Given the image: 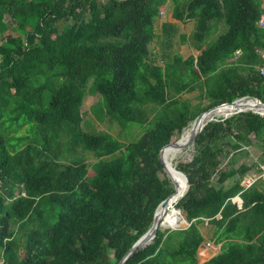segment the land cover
<instances>
[{
    "label": "trees",
    "instance_id": "obj_1",
    "mask_svg": "<svg viewBox=\"0 0 264 264\" xmlns=\"http://www.w3.org/2000/svg\"><path fill=\"white\" fill-rule=\"evenodd\" d=\"M167 2L173 19L194 22L199 53L158 64L150 45ZM263 11L264 0H0V264H117L174 192L159 150L208 108L264 103ZM196 91L195 104L182 96ZM86 95L144 131L122 142L84 130ZM252 145L264 151V114L208 122L176 164L188 188L174 206L188 225L158 226L123 264H264V178L243 185L252 166L237 164ZM204 223L221 245L199 263Z\"/></svg>",
    "mask_w": 264,
    "mask_h": 264
},
{
    "label": "rangeland",
    "instance_id": "obj_2",
    "mask_svg": "<svg viewBox=\"0 0 264 264\" xmlns=\"http://www.w3.org/2000/svg\"><path fill=\"white\" fill-rule=\"evenodd\" d=\"M168 3V2H167ZM171 3V2H170ZM164 15V16H163ZM162 15V17L156 18V25H155V31L158 32L159 36L156 37V39L151 43L150 45V50L152 54H155V56H151L153 59V62H156L158 64L162 63V56H160L162 44H161V30H160V21H165L167 19V11ZM188 20L182 22V27H179L177 30L176 34L172 36V39L170 41V47H172V50H179L182 52L183 55H187L186 53L190 50H193L191 48L190 40L189 37L193 31L194 27V22L193 27L191 24L187 25L186 22ZM192 21V20H191ZM226 29V26L224 24H219L218 30L214 33V35L211 36L210 39H214L217 37L218 34L222 33ZM186 35L188 38L185 43L181 42V35ZM171 36L170 33H167L166 37ZM264 55V52H263ZM197 94L196 92L192 93H186L183 94V98L189 99L193 104L198 102V99L195 97ZM99 100L98 95H86L83 103L80 107V111L82 114V127L84 130L92 132V131H107L120 139L122 142H130L135 140L137 137L141 135V133L144 131L145 125H138L134 124L132 122H128L125 124H120L116 119L110 118L107 114L105 113H99L98 110H92V106H95V103ZM192 122V121H191ZM191 122L188 123V125L184 128L186 129ZM182 130V133L184 131ZM182 133L180 134L179 138L182 136ZM178 138V139H179ZM247 154H242L238 156V159L242 160H248V163L251 164L252 166V172L256 173L257 167L263 170V166H260L261 163H264L263 161V155L259 154L258 148L255 145L247 147ZM193 145H190L184 149L183 152H181L179 155L174 157L171 162L173 165L176 166L177 163L180 161H189L192 158L193 155ZM251 155H250V154ZM86 159L88 164H91L95 161V157L92 155V153H85ZM224 162V161H223ZM88 174H92V169H88ZM165 172V170H164ZM166 173V172H165ZM167 174V173H166ZM168 176V174H167ZM179 177V176H178ZM247 177V176H245ZM244 180V178H243ZM180 227H185L187 226V222H182L180 223ZM162 229H165L166 227L160 226ZM200 230L202 233L206 236V240H209L212 243L213 249L217 251L219 249V244L214 243L212 239L209 238V234H211V226L207 223H204L200 225Z\"/></svg>",
    "mask_w": 264,
    "mask_h": 264
},
{
    "label": "water",
    "instance_id": "obj_3",
    "mask_svg": "<svg viewBox=\"0 0 264 264\" xmlns=\"http://www.w3.org/2000/svg\"><path fill=\"white\" fill-rule=\"evenodd\" d=\"M248 101V100H253L255 101V105L254 107H244V108H234V105L236 103H238V101ZM247 103V102H246ZM221 106H228L230 108H232V110L230 111V113L228 115H225V116H219V108ZM254 112V113H258V114H264V103L259 100L257 97H254V96H243V97H240V98H237V99H234L233 101L231 102H224V103H221V104H218L216 106H213L211 108H208L202 112H200L196 117L195 119L193 120L195 123H201L202 124L200 126H194V128L192 129L189 137L184 140V141H181V139L179 138L178 140H176L175 142H171V143H168L166 144L165 146H163L160 150H159V160L162 164V167H163V170H165V172L168 174L172 184H173V187H174V192H172L169 196H167L164 200H162L159 205L157 206V208L155 209L154 211V214H153V221H152V224L151 226L148 228V230L142 234L135 242L134 244L128 249V251L125 253V255L123 256V258L117 263V264H123L128 258L129 256L137 249L139 248H142L144 246H146L147 244H149L153 238L155 237L156 235V231H157V228L158 226H160V219L162 217V214L164 213V209H165V206L171 202V201H177L180 197H182L185 192L187 191V188H188V183H187V177L186 175L179 171L175 165H173V169L176 171V172H179L181 173L183 179H184V187H181V185L179 184L178 181L174 180L169 171H168V167H167V163H166V160L165 158H163V151L167 148H170V149H181V148H186L190 145H193V142L197 136V134L203 129V127L210 121H213V120H218L219 118H226V117H229L233 114H236V113H239V112ZM239 199V197H238ZM240 205H241V202H240ZM175 211H177L178 213H181L180 209H175ZM182 216V215H181ZM185 222H187L185 219H183ZM166 228H169V229H176V228H180L178 226H171V227H166Z\"/></svg>",
    "mask_w": 264,
    "mask_h": 264
},
{
    "label": "crops",
    "instance_id": "obj_4",
    "mask_svg": "<svg viewBox=\"0 0 264 264\" xmlns=\"http://www.w3.org/2000/svg\"><path fill=\"white\" fill-rule=\"evenodd\" d=\"M160 10L162 11V15L165 13V11H167V19L163 22V21H160V30H161V34H160V37H161V44H162V48H161V52H160V56H162L165 60H170V58L172 57V55L175 53V52H179L183 57H187L188 55H193L194 57L197 56V54L199 53L198 50L194 49L192 46L191 48L193 50H190L188 51L186 54L187 55H183L181 51L175 49V50H172V47H170V41L172 39V36L174 34H176L177 30L179 29V27H182V22H179L175 19H173L171 17L172 15V4L170 2L166 3L164 6L160 7ZM162 15L159 14V17H162ZM164 16V15H163ZM193 21L191 20H188L186 22L187 25L191 24L192 27H193ZM155 25H156V21H155ZM154 29H155V26H154ZM156 32V31H155ZM167 33H170L171 36L169 37H166ZM156 37L159 36L158 32H156ZM156 37L154 38V40L156 39ZM153 40V41H154ZM153 57L155 56V54L152 55ZM249 151V150H247ZM245 154H247V152H244ZM250 154V153H249ZM259 154H262L264 155V151L261 153V151H259ZM242 155V154H241ZM251 155V154H250ZM240 156V155H239ZM264 161V159H263ZM246 163V165L248 166H251L250 163H248V160H242V159H238L237 161V164H240V163ZM260 166H263V170L261 171V173H254L252 172L251 170L245 175L247 177H244V182H245V185H249L248 182L251 181L250 184H252L253 182H255L257 180L258 177H261V178H264V163H261ZM243 182V181H242ZM247 182V183H246ZM239 196H236L233 200L234 202L240 207V202H241V199ZM188 225V223H187ZM210 235L209 234V238H210ZM206 238V236H205ZM220 245L219 244V249L217 251H215V249H202L201 247L199 248L198 250V259H199V263H202L204 262L205 260L209 259L211 256H213L214 254H216L217 252H219L220 250Z\"/></svg>",
    "mask_w": 264,
    "mask_h": 264
},
{
    "label": "bare ground",
    "instance_id": "obj_5",
    "mask_svg": "<svg viewBox=\"0 0 264 264\" xmlns=\"http://www.w3.org/2000/svg\"><path fill=\"white\" fill-rule=\"evenodd\" d=\"M247 102V103H246ZM255 105V101L253 100H248V101H238V103H236L234 105V108H244V107H254ZM232 110V108L228 107V106H221L219 108V116H225L228 115L230 113V111ZM202 124V122L200 123H195L194 121L191 122V124L184 129L182 136L180 137L181 141L186 140L192 129L194 128V126H200ZM185 148H181V149H170L167 148L163 151V158H165L166 163H167V167H168V171L171 175V177L178 181L179 184L181 185V187H184V179L181 175V173L176 172L172 167L173 164L171 162V160L176 157L177 155H179L181 152L184 151ZM179 176V177H178ZM176 203L175 201H171L169 202L164 209V213L162 214V217L159 221L160 225L164 226V227H171V226H178L180 227V223L181 221L184 222L183 219H180V216L178 215L177 211H175V206L174 204Z\"/></svg>",
    "mask_w": 264,
    "mask_h": 264
},
{
    "label": "built area",
    "instance_id": "obj_6",
    "mask_svg": "<svg viewBox=\"0 0 264 264\" xmlns=\"http://www.w3.org/2000/svg\"><path fill=\"white\" fill-rule=\"evenodd\" d=\"M159 14L162 15V11L160 10L159 11ZM257 24L260 26V27H264V11L261 13L260 15V18L259 20L257 21ZM261 73L264 74V67L261 68ZM242 184L245 185V182L244 180H242ZM247 183V182H246ZM251 181L248 182V184L250 185ZM248 186V185H247ZM201 248L202 249H212V243L209 241V240H205L204 243L201 245Z\"/></svg>",
    "mask_w": 264,
    "mask_h": 264
}]
</instances>
